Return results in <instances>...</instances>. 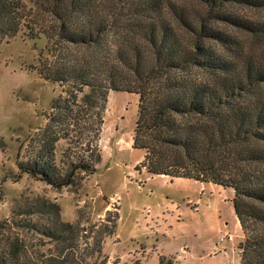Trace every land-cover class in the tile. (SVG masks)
I'll return each mask as SVG.
<instances>
[{
  "label": "trees",
  "instance_id": "obj_1",
  "mask_svg": "<svg viewBox=\"0 0 264 264\" xmlns=\"http://www.w3.org/2000/svg\"><path fill=\"white\" fill-rule=\"evenodd\" d=\"M29 2L0 0V40L44 34L59 53L46 76L71 83L73 98L54 102L57 123L69 122L78 94L89 89L76 129L87 130L93 158L51 170L43 151L54 136L22 170L59 188L79 169L94 173L109 92L136 93L133 147L144 150L141 165L233 188L244 234L240 264H264V0ZM14 261L11 253L0 257V264ZM69 261L74 257L51 256L35 264Z\"/></svg>",
  "mask_w": 264,
  "mask_h": 264
},
{
  "label": "rangeland",
  "instance_id": "obj_2",
  "mask_svg": "<svg viewBox=\"0 0 264 264\" xmlns=\"http://www.w3.org/2000/svg\"><path fill=\"white\" fill-rule=\"evenodd\" d=\"M58 60L44 34L0 40V257L11 253L14 264L51 256L74 257L69 264H240L234 189L144 168V150L133 147L136 93L109 92L94 173L79 169L59 188L22 170L54 136L43 151L51 170L93 158L87 130L76 129L88 88L67 124L54 121V102L73 98L71 83L46 76Z\"/></svg>",
  "mask_w": 264,
  "mask_h": 264
},
{
  "label": "crops",
  "instance_id": "obj_3",
  "mask_svg": "<svg viewBox=\"0 0 264 264\" xmlns=\"http://www.w3.org/2000/svg\"><path fill=\"white\" fill-rule=\"evenodd\" d=\"M143 158H144V156H143ZM142 161V160H141ZM162 256H165V255H162ZM166 257V256H165Z\"/></svg>",
  "mask_w": 264,
  "mask_h": 264
},
{
  "label": "bare ground",
  "instance_id": "obj_4",
  "mask_svg": "<svg viewBox=\"0 0 264 264\" xmlns=\"http://www.w3.org/2000/svg\"><path fill=\"white\" fill-rule=\"evenodd\" d=\"M167 176V175H166Z\"/></svg>",
  "mask_w": 264,
  "mask_h": 264
},
{
  "label": "built area",
  "instance_id": "obj_5",
  "mask_svg": "<svg viewBox=\"0 0 264 264\" xmlns=\"http://www.w3.org/2000/svg\"><path fill=\"white\" fill-rule=\"evenodd\" d=\"M145 168V167H144Z\"/></svg>",
  "mask_w": 264,
  "mask_h": 264
}]
</instances>
